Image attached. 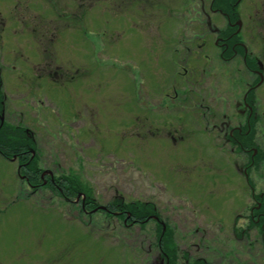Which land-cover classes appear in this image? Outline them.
<instances>
[{
	"label": "rangeland",
	"instance_id": "rangeland-1",
	"mask_svg": "<svg viewBox=\"0 0 264 264\" xmlns=\"http://www.w3.org/2000/svg\"><path fill=\"white\" fill-rule=\"evenodd\" d=\"M209 1L207 19L224 28L225 18L208 10ZM200 8L198 0H0V116L32 131L45 174L75 170L98 205L118 197L152 201L174 230L179 264L196 256L213 264L252 258L264 264L254 229L248 240L231 234L238 212V222L247 223L243 175L199 167L205 147L209 155L214 149L212 132L207 139L201 127L202 133L179 137L183 123L192 129L169 97L182 85L169 48L199 42L219 51L217 32L207 31L205 41L188 29L198 24ZM263 11L264 0H243L237 8L246 42L264 38ZM219 80L229 85L223 70ZM201 92L207 90L192 97ZM167 103L171 109L164 112ZM234 105L216 110L232 113ZM190 106L194 120L202 119ZM12 158L0 156V264H165L154 222L125 226L120 215L99 209L83 216L78 196L64 203L48 184L26 183L19 158Z\"/></svg>",
	"mask_w": 264,
	"mask_h": 264
},
{
	"label": "flooded vegetation",
	"instance_id": "flooded-vegetation-1",
	"mask_svg": "<svg viewBox=\"0 0 264 264\" xmlns=\"http://www.w3.org/2000/svg\"><path fill=\"white\" fill-rule=\"evenodd\" d=\"M242 1L233 0V2H230L233 11L234 5H241ZM198 4L201 6L200 11L198 14H194V19L197 20L198 24L196 26L188 25V29L193 27V31L197 30L195 33L196 36L193 37H200L203 40L206 38L207 31L211 30L215 34L217 32L218 43L216 46L219 48V51L218 54H213L212 52L215 47L208 48L209 45L206 43L202 47V44H199V42H197L198 44L196 46L191 47L188 46V43L185 46V42L180 41L178 47L169 48L170 51L168 52L176 59L173 62V64L175 63L174 66L178 65L182 69V71L179 70L175 73L179 77L182 85L172 88L174 94L172 97H169L172 103L176 102L177 104H181V107L178 108L180 111H176L187 116V119L191 122L190 129L192 130L190 131H186L188 128H185L189 124L184 125L183 123L182 129L184 131L182 132L183 135H179L180 140H184L190 135H195V129H198L196 133H202L201 127H203V132L207 134L205 136L207 139L211 135L210 132L213 133L209 138H211L210 143L213 144L214 149L210 155L208 152H204V155L200 159L199 167L207 166L206 174L220 172L227 167L232 168L234 173L243 175L244 183L248 185L247 189L250 195L247 200L250 206L248 207V203L245 204V206L247 205L245 207L247 211L245 215L247 223L243 225L238 222L240 218V212H238L230 227L231 234L235 238L242 240L247 238L246 240H248V234L253 229L259 234V237L261 235L259 232L260 226L263 229L262 232H264V113H262V98L264 97V50H260V41H258V36L260 39L263 36L252 35L254 44L249 39L246 42L243 35H241L242 24L239 23V20L235 21L236 19H231V15L228 12L225 14L220 8H213L209 4L208 10L210 12L220 13L226 20V26L224 28L215 29L214 25L211 23L207 25L206 23L207 17L205 13L207 8L205 7L204 0L201 3L198 0ZM253 11L255 13L258 9L253 8ZM203 19L204 22H202ZM261 20L264 23V16ZM252 21L255 23L254 20ZM256 27L255 24L254 30ZM224 33L227 36L223 35ZM232 34L236 36L231 37ZM196 38H194V42H196ZM248 53L253 58V65L251 67L245 65V55ZM197 60L200 62L195 63ZM220 70L225 71L227 74L229 85L220 86ZM201 89H206L207 93L201 92L202 95L197 98V101L192 97V92L196 91L197 93ZM220 90L223 94H220ZM234 102L235 112H222L223 114H220L216 110V105H220L221 107L223 104L224 106L231 107V104ZM192 103L197 106V109L194 110L197 113L198 119L202 118L199 121L197 119L194 120V113L190 112H194L190 106ZM236 103L241 104L236 105ZM168 104L165 106L164 112L169 110L170 107ZM251 122L256 130L254 135L256 145L252 147L248 144V147H244L243 142L247 137L246 134L252 127ZM229 152L241 157V162L235 159L233 163L230 156H228L230 154ZM255 154H257V158H261L259 162H256ZM194 208L196 207L194 206ZM194 208L192 212L195 211ZM258 222H260V226H258ZM217 227L221 230L224 229L221 224ZM206 229H203L204 234L206 233ZM249 241L251 242V240ZM260 242L264 250L262 237H260ZM198 258L202 257L196 256L194 259L196 260ZM253 262L252 258L248 263L253 264ZM210 263L212 262L210 261ZM248 263L247 261L244 263L242 261L240 262V264Z\"/></svg>",
	"mask_w": 264,
	"mask_h": 264
},
{
	"label": "trees",
	"instance_id": "trees-1",
	"mask_svg": "<svg viewBox=\"0 0 264 264\" xmlns=\"http://www.w3.org/2000/svg\"><path fill=\"white\" fill-rule=\"evenodd\" d=\"M94 0H89V4ZM88 2V0H87ZM215 2V3H214ZM230 2L233 0H210L208 4L211 7L220 8L225 14L227 12L231 15V19H236L238 14L236 12L239 5H234V11ZM233 11V12H232ZM207 25L210 23L206 20ZM231 29V27H229ZM223 35L227 36L226 33ZM236 35L232 34L231 37ZM238 37V35H237ZM242 41V40H241ZM244 42V41H243ZM245 43V42H244ZM245 65L252 66L253 58L250 53L245 55ZM0 107H3V102L0 96ZM252 127L246 134V139L243 142L244 147H248V144L255 147L256 141L254 139L255 128L251 122ZM243 147V148H244ZM0 154L4 158L17 157L19 158V166L26 183L33 185L48 184L50 190L58 192L59 197L65 203L68 200H74L76 196L79 197L78 213L90 218L92 211L103 210L107 214H117L125 221V226H129L131 223L139 224L143 226L145 222H154V241H156V247L162 255V259L165 264H179L176 251V243L173 237L174 230L167 223V220H163L160 217L159 210L156 209L152 201H145L142 199H129L124 200L121 197L114 199V201L106 204L104 208L100 207L99 201L95 198L92 186L88 181L82 180L77 172L71 169L61 176H51L49 174H43L42 168L39 166L40 155L36 150V140H34L33 133L27 127L19 125H13L4 121L0 125ZM256 162H259L261 158H257L255 154ZM80 195V196H79ZM260 226V222H258ZM260 226L259 232L262 237V244L264 242V232ZM185 264H212L209 260L204 258H198L192 260V262Z\"/></svg>",
	"mask_w": 264,
	"mask_h": 264
}]
</instances>
